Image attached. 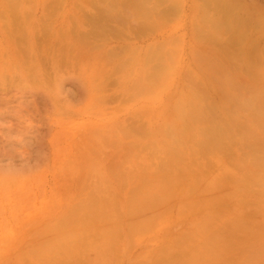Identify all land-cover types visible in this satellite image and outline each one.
<instances>
[{
    "label": "rangeland",
    "instance_id": "rangeland-1",
    "mask_svg": "<svg viewBox=\"0 0 264 264\" xmlns=\"http://www.w3.org/2000/svg\"><path fill=\"white\" fill-rule=\"evenodd\" d=\"M7 1L0 0V11L11 9L13 5ZM148 1V6L159 5L161 9L146 15L147 23L154 21L161 10L169 15L163 14L166 20L157 29L132 31V36L126 35L121 41L113 34L110 42L108 37L102 39L117 51L119 47L127 51L121 57L124 65L114 74L112 91L118 96L107 105L100 103L102 107L97 104L96 84L92 82L90 87L86 76L81 78L74 57L66 59L74 52L68 44L78 35L76 25L82 12L78 8L81 6L83 13L88 11L81 0H16L15 12L8 9L10 16L0 14V264H264V188L259 191L264 186L261 183L264 161L250 156L253 149L264 151V103L260 100L264 97V0ZM102 4L95 10L109 5ZM159 14L156 19L162 18ZM220 15L222 21L213 27L211 20ZM25 18L34 26L26 23ZM138 18L141 20L140 15ZM11 20L26 23V35L29 33L30 37L40 24L43 29L55 30L51 36L44 32V38L40 35L35 39L36 46L37 42L40 44L39 53L31 45L30 50H25L31 52L29 55H39L37 59L32 57L38 67L32 64L31 57L23 55L21 49L24 46L26 49V45L18 38V46L22 45L20 51L24 53L22 60L17 61L19 47L13 48L15 38H10L11 44L5 38L8 32L4 34L8 22L15 26ZM70 27L75 34L69 32ZM209 28L215 34L213 42L205 33ZM62 33L69 34L64 37ZM59 37L65 40L60 41ZM31 39L26 41L27 45ZM2 44L9 48L5 50ZM13 50L17 55L12 54ZM9 54L17 60L13 56L9 60L6 56ZM56 55L60 68L52 61ZM140 55L150 59V64L141 61ZM19 62L26 64L24 69ZM149 67H159L152 69L151 74L159 70L154 81ZM42 71L50 76L51 79L47 77L52 81L50 87L44 80L39 81L44 77ZM32 72L36 79L40 77L37 83ZM140 72L154 82L149 89H145L146 76L141 79ZM59 73L65 95H59L58 99L51 93L55 92ZM138 77L142 80V83L139 80L142 96L130 98L129 91ZM32 82L36 83L35 90ZM236 85L242 88L233 87ZM246 85L253 86L252 93ZM24 87L31 90L24 91ZM225 87L232 98L223 96L221 88ZM51 95L60 106L48 100ZM198 97L203 101L201 107L190 108L189 102L198 103ZM71 100V109L66 111L64 102ZM180 104L184 105L186 115L195 112L179 115ZM137 111L142 112L139 117L142 130H150H144L141 138L123 137L117 126L124 128ZM203 111L210 112L215 120L233 116L239 124L235 127L234 142L222 149H208L206 154L192 148L197 134L190 130L203 134L207 124L200 120L207 117ZM194 115L197 120L190 122ZM182 118L188 121L178 124ZM172 123L180 131L174 133L179 134L174 150L180 152L176 164L179 167L174 169L167 163L172 153L168 156L164 151V148L171 150L173 140L163 130ZM118 134L119 140L122 139L118 142L124 143L116 142ZM105 136H110L109 140L106 138L108 141L115 140L112 145L103 147L101 139L107 141ZM138 140L141 149L135 150L133 145ZM91 142L97 146L98 153L93 151L96 156L86 149L89 145L92 151ZM124 147L130 149L129 155ZM151 148L157 149L155 155ZM82 152L89 154V159L96 158V169L106 153L110 162L106 161L113 164L104 165L103 161V167L96 170L92 166L88 170L89 160L80 157ZM81 158L86 160L83 165H79ZM162 162L168 167L160 168ZM104 168L111 182L97 190L86 178L88 172H104ZM246 181L255 183L248 187ZM209 186L214 187L213 192ZM248 191L251 192L246 194Z\"/></svg>",
    "mask_w": 264,
    "mask_h": 264
},
{
    "label": "bare ground",
    "instance_id": "bare-ground-1",
    "mask_svg": "<svg viewBox=\"0 0 264 264\" xmlns=\"http://www.w3.org/2000/svg\"><path fill=\"white\" fill-rule=\"evenodd\" d=\"M82 1V4L85 6V7H87V9H88V11H86V13H83L84 12V10L81 8V6H80V8H78V10H82V12L80 13V16L78 17V23H77V25H76V27L78 28V35H77V37H74L75 38V40H74V42L73 43H71V44H68V45H71L72 47H73V50H74V52H73V54L71 55V56H66V59H68V58H70V57H74V60H76L77 62H78V65L80 66V69H81V78H83V76L85 75L86 76V78H85V80L86 81H88L89 82V85H90V87L93 85L92 84V82H94L96 85H95V89H96V92H97V104L99 103H101V104H103V105H107L108 104V101L110 102L111 101V99L112 100H114L113 98H117V93H116V91H112V85H113V83H114V81H115V78L114 77H116V76H114V74L116 75V71H117V69L118 68H120L122 65H124V62H122L121 61V57H122V55H124L125 53H127V51H126V49L124 50L123 48H118V50H120V51H117V49L116 48H114V46L113 47H109V43L108 42H110L109 40H110V38L112 37L111 36V34H113V35H116V36H118L120 39V41L122 40V38L123 37H126V35H130V36H132V31H135V32H138V33H143V32H145V30L147 31L148 29L149 30H155V29H157L158 27H159V25L160 24H162L161 22L162 21H165L166 20V17H162L163 16V14H164V12H162V10H161V12H160V14L159 13H156V17H157V14H159V15H161V17L162 18H158V19H156V17L154 18V21H151L150 23H147L146 21H145V16L147 15H149V13L151 12V11H156V12H158L160 9H159V7H157V6H159V5H155V6H148V0H138V1H134V0H104V1H106L107 2V4H109V5H107V4H105V2L103 3L101 0H81ZM101 1V2H100ZM155 1H157V2H159V0H155ZM203 1V0H202ZM205 1V0H204ZM203 1V2H204ZM216 1V0H215ZM215 1H213L212 0V2H214L215 3ZM218 1L219 0H217V2L216 3H218ZM6 2V1H5ZM8 3L10 2V5H13L14 6V3L16 2V0H8L7 1ZM163 3H164V0L162 1ZM8 3H6L5 5H7ZM102 4V6L103 5H107L105 8H102V9H100L99 7L97 8V9H100L99 11H96L95 9H96V7L98 6V4ZM209 3H211V0H210V2ZM81 4V5H82ZM171 5V4H170ZM7 6H9V5H7ZM13 6H10V8L11 9H9L11 12H15V9H13ZM92 6L94 7V8H92ZM166 6V5H165ZM168 6V5H167ZM157 7V8H156ZM163 7V6H162ZM92 8V9H91ZM173 8V7H172ZM176 8V7H175ZM8 9H6V10H1L0 11V14H1V16H3L2 14H7V15H9V12H8ZM13 9V10H12ZM85 9V8H84ZM163 9H165V7L163 8ZM28 10H30V9H28ZM96 11V12H95ZM8 12V13H7ZM49 14H48V16H53V14H52V10L50 11L49 10ZM88 12V13H87ZM17 13V14H16ZM15 13V15H17V17H18V12H16ZM154 13V12H153ZM152 13V14H153ZM12 14V13H11ZM21 14V13H20ZM14 15V13L12 14V16ZM47 15V14H46ZM141 16V20H139V18H138V16ZM165 16H167L168 15V13H165L164 14ZM10 16V15H9ZM152 16H155V13L152 15ZM169 16V15H168ZM221 17V16H220ZM48 19H49V17H47ZM46 18V19H47ZM148 18L150 19V17H147V20H148ZM222 18V17H221ZM26 20H25V22L26 23H28V24H30V22H31V20L29 19V21L27 20L28 18H25ZM45 19V20H46ZM156 19V20H155ZM223 19V18H222ZM5 20V19H4ZM20 20H22V17H21V19ZM8 21V20H7ZM7 21H5V22H7ZM12 21V20H11ZM33 21V20H32ZM36 21V20H35ZM132 21L134 22V24H132ZM222 20H220V19H217V20H211V22L212 23H214L215 25L213 26V27H216V26H218L219 24H220V22H221ZM13 22V21H12ZM24 22V21H23ZM14 23V22H13ZM18 24H16V23H14L15 24V26H12L11 24V22H8V27H6L5 29L7 30H5L4 29V27H3V29L5 30V32H4V34L5 33H7L6 34V40H9V43H13V41L15 40H17V38H18V40H20V42L22 41H24L23 43H21V44H25L26 45V49L23 47V49H21V47H22V45L19 43V45L21 46H18V40L16 41V43H13V45L14 44H16V46L15 47H13L15 50H16V47L18 46L19 48H18V52L17 51H15V50H13V51H15V53H12V52H10V53H12L13 55H15L16 54V52H17V54L19 55V57H18V59L19 60H17V58H15V56H13V55H11V56H13L14 58L13 59H15V60H17V61H21L20 60V57H22L21 56V54L22 53H24L25 52V54H23V55H26L27 54V56H29V58L31 57H33L34 56V54H32V55H29V54H31V52L29 51L28 53L25 51V50H30V47H29V45H31V48L33 49V50H36V52H38V47H39V43L37 42V45H38V47L36 46V40L35 39H37V38H39L40 37V35H42V37L44 36V32H47V33H49V36H51L52 35V33H53V30L51 29L50 31H48V29H46L45 27H44V29L42 28V24H40L41 26V28L40 27H38V28H36L37 26H35L34 28H36V33H34L35 31H33V35H32V37H30V35H29V33L26 35V32L28 31H26V23L24 24V23H22L21 24V21H18L17 22ZM36 23V22H35ZM55 23V22H54ZM23 24H24V26H23ZM34 23H32V25H33ZM48 25H49V23H47ZM209 24H211V23H209ZM31 25V24H30ZM32 25H31V27H32ZM48 25H46V27L48 26ZM52 25V24H51ZM4 26V25H3ZM28 26V25H27ZM34 26V25H33ZM86 26V27H85ZM206 26V25H205ZM49 27V26H48ZM47 27V28H48ZM71 28V27H70ZM205 27H203V29H204ZM2 29V30H3ZM29 29H30V27H29ZM73 28H71V31H69V32H71V34H75V29L74 30H72ZM198 30H199V28H198ZM208 30H210V28L208 29ZM208 30L205 32L206 34H207V36L209 37V39H211L212 41L211 42H213L214 40H216L215 39V34H213L214 32H213V29H212V32H211V30H210V32H208ZM31 33L30 34H32V31H31V29L29 30ZM42 31V32H41ZM55 31V30H54ZM62 31V30H61ZM72 31H74V33H72ZM201 31V30H200ZM203 32L202 33H204V30H202ZM67 33V32H66ZM66 33H62L63 34V36H64V34H66ZM201 32H199V34H202ZM210 33V34H209ZM69 34V33H68ZM68 34H66V35H68ZM60 35V34H59ZM108 35H110V36H108ZM54 36V35H53ZM62 36V37H63ZM76 36V35H75ZM206 36V35H205ZM45 37V36H44ZM43 37V38H44ZM65 37V36H64ZM63 37V38H64ZM105 37H106V39H107V37H108V42L107 41H102V39L104 38L105 39ZM110 37V38H109ZM200 37V36H199ZM12 38H15V39H11ZM30 38H32L31 40V42H29L28 43V45L26 44L27 42H28V40H30ZM50 38V37H49ZM63 38H61V37H59V40L61 41V40H65V39H63ZM217 38V37H216ZM67 39H68V37H67ZM105 39V40H106ZM127 39V38H126ZM206 40H208V38H206ZM11 41V42H10ZM14 41V42H15ZM27 41V42H26ZM59 41V42H60ZM119 41V42H120ZM125 42H126V40H124ZM123 41V42H124ZM209 42H210V40H209ZM3 43V42H2ZM5 43V42H4ZM11 43V44H12ZM1 45V44H0ZM61 45H63L64 46V44H61ZM118 45H120V44H118ZM118 45H116V46H118ZM122 45V44H121ZM2 46H3V44H2ZM52 46V45H51ZM50 46V47H51ZM1 47V46H0ZM4 47V46H3ZM8 46H6V47H4V49L5 48H7ZM10 47H11V45H10ZM36 47H37V49H36ZM50 47H49V49H50ZM9 48V47H8ZM48 48V47H47ZM67 48H69V46L67 47ZM3 49V50H4ZM20 49L21 50H23L24 52H22V51H20ZM123 49V50H122ZM2 50V51H3ZM6 50V49H5ZM4 50V51H5ZM10 50V49H9ZM9 50H8V53H9ZM52 50V49H51ZM50 50V51H51ZM127 50H129V49H127ZM19 51L21 52V53H19ZM46 51H48V49L46 50ZM124 51V52H123ZM33 52H35V51H33ZM32 52V53H33ZM123 52V53H122ZM4 53V52H3ZM2 53V54H3ZM7 53V51H5V54ZM39 53V52H38ZM48 53V52H47ZM121 53V54H120ZM16 54V55H17ZM55 54V53H54ZM244 54H245V52H244ZM0 56H2V55H0ZM8 58L9 57H11L10 56V54H9V56L8 55H6ZM26 56V57H27ZM39 55H36V56H34V58L36 57V59L37 58H39L38 57ZM141 56V55H140ZM151 56V55H150ZM150 56H147V57H150ZM25 57V56H24ZM26 57H25V59H26ZM49 57V56H48ZM119 57V58H118ZM29 58H28V60H29ZM51 58H52V56H51ZM141 58V61H143L144 60V62L147 64V62L149 63V62H151V60L150 59H148V58H146V56H141L140 57ZM152 58V57H151ZM242 59H243V57H241ZM1 59V58H0ZM11 59H12V57H11ZM12 59V60H13ZM36 59H31V60H36ZM58 59V56L56 55V56H54L53 58H52V61H53V64L54 65H56L57 64V67L58 68H60V66H59V61L57 60ZM73 59V58H72ZM2 60V59H1ZM4 60V59H3ZM9 60H10V58H9ZM15 60H14V64H15ZM31 60H29V61H31ZM148 60V61H147ZM16 61V62H17ZM32 61V64L34 63V65H36L37 64V62L36 61H34L33 62ZM38 61H39V59H38ZM2 62V61H1ZM5 62V61H4ZM136 62V61H135ZM156 62V61H155ZM3 63V62H2ZM19 63H23V62H19ZM24 63H26L25 61H24ZM22 64L23 65V69H24V65H26V64ZM41 63V61H39V64ZM5 64V63H4ZM11 64H13L12 62H11ZM11 64H9L8 63V65L10 66ZM21 64H20V66H21ZM31 64V63H30ZM150 64V63H149ZM1 65V64H0ZM16 65V64H15ZM29 65V64H28ZM148 65V64H147ZM13 66V65H12ZM19 66V67H20ZM32 65H30V67H31ZM11 67V66H10ZM13 67H15V66H13ZM29 67V68H30ZM36 67H38V64L36 65ZM4 68V67H3ZM150 69H151V71H150V69L148 70L149 71V74H151V72H152V69L153 68H155V67H153V68H151V67H149ZM157 68V67H156ZM155 68V69H156ZM159 68V67H158ZM157 68V69H158ZM31 70L33 69V67H31L30 68ZM36 69V68H35ZM1 70V69H0ZM25 70H27V67H26V69ZM30 70V71H31ZM32 71H34V70H32ZM12 72V71H11ZM16 72V71H15ZM25 72V71H24ZM43 72V71H42ZM158 72H159V70H158ZM158 72H154V74L152 73L151 74V76H152V79H151V77L149 78V77H147V74H144V72L142 73V72H140L139 73V76H141V79H142V76H146L145 77V79H144V83H145V85H147V86H145V89H149L151 86L149 85V84H152V83H154V82H150L149 81V79H151V81L153 80H155L153 77H155V76H157V74H158ZM18 73V72H17ZM16 73V74H17ZM27 74H29V73H31V72H26ZM25 73V75H27ZM46 73V72H45ZM45 73L43 72L42 73V75L44 76L43 78H42V75H41V80H39L41 83H43V80H44V83L46 84V85H49V87H50V83L52 82L51 80H49V81H51V82H49L48 81V79H51L50 78V76L48 77L47 75L45 76ZM252 73H253V75L255 76V74H254V72L252 71ZM256 73H261V72H259V71H256ZM15 74V73H14ZM13 74V75H14ZM19 74V73H18ZM24 74V73H23ZM12 75V76H13ZM20 75V74H19ZM32 76L34 75V73L32 72V74H31ZM30 75V76H31ZM57 75V74H56ZM61 75H62V73H59V76H58V78H59V81L57 80V86L56 85H54V87H55V92L53 91L51 94H53L54 93V96H57L56 98H58V96L59 95H61V96H63V88H61ZM29 75H27V77H28ZM14 77V76H13ZM15 77H16V75H15ZM36 77L38 78V76L36 75ZM47 77H48V79H47ZM34 78V79H33ZM33 80H36L35 82L37 83V80L40 78H38V79H36L35 78V76H33ZM28 79V78H27ZM30 79H31V77H30ZM27 80V81H31V80ZM140 79V77H138V80L136 81V84L133 86V88L131 89V91H129V93H131L129 96H130V98H136V99H138V98H140L141 96H142V86L139 84V80L141 81V83H142V80ZM3 80V79H2ZM111 80H113L112 81V84H111ZM148 80V81H147ZM12 81V80H11ZM119 81H120V83H121V80L119 79ZM34 82V83H35ZM116 82V81H115ZM14 83V82H13ZM25 83H26V81H25ZM33 83V82H32ZM34 83L32 84V86L34 87L33 88V90H35V86L36 85H34ZM35 83V84H36ZM110 84H111V86H110ZM250 84H251V82H250ZM13 85V84H12ZM42 86V84H39V86ZM11 86V85H10ZM14 86V85H13ZM12 86V87H13ZM24 86V85H23ZM26 86V85H25ZM38 86V85H37ZM239 85H236V86H233V87H238ZM247 86L249 87V85H246L245 86V88L246 89H248V91L249 92H251L252 93V91H250V90H253V89H250V88H253V86L252 85H250V87L249 88H247ZM252 86V87H251ZM19 87V86H18ZM28 87V86H27ZM27 87H24L25 89H24V91H27V90H31V89H29V88H27ZM43 87V86H42ZM49 87H46V88H44V89H46L47 90V88H49ZM111 87V91L109 90V88ZM128 86H126V88H127ZM240 88H242V86L240 85L239 86ZM244 87V86H243ZM13 88H17V87H13ZM21 88H23V87H21ZM228 87H225V88H221V89H224L223 90V96H225L226 98H228V99H230V98H232L231 97V95L226 91V89H227ZM19 89H20V87H19ZM27 89V90H26ZM43 89V90H44ZM37 90V89H36ZM2 91H4V92H6L7 91V89H3ZM52 91V90H51ZM50 90H49V92H51ZM46 92V91H45ZM57 92V93H56ZM68 93V92H67ZM56 94V95H55ZM65 95V94H64ZM49 96V95H48ZM53 95H51V98H49V97H47L48 98V100L50 99H52V97L53 98H55ZM55 98V99H56ZM200 97H198V103H195V102H189V106H190V108H196V107H201V104L203 103V101L201 100V99H199ZM225 98V99H226ZM236 97H234V99H235ZM261 98H263V99H261ZM260 98V100L262 101V103H264V97H261ZM54 99V100H55ZM59 99V98H58ZM58 99H56L55 101H57ZM49 100V101H50ZM200 100V101H199ZM52 101H53V99H52ZM51 101V102H52ZM55 101H53L54 102V105H56V107L57 106H60L61 104H56L55 103ZM122 101H124L125 102V99L124 98H122ZM254 101V100H253ZM50 102V103H51ZM70 102H72V100L71 101H67V102H64L63 104L65 105L64 106V108L66 109V111L67 110H69V109H71V108H69L70 106H72L71 104H70ZM52 104V103H51ZM101 104H100V106H101ZM102 105V106H103ZM187 105V106H188ZM101 106V107H102ZM183 106L184 105H182V104H180V106H179V109H178V114L179 115H183V116H187V115H189L190 113H192V112H195V111H191L189 114H187L186 115V112H185V110L183 109ZM55 107V106H54ZM105 108V107H104ZM104 108H102V109H104ZM106 108H107V106H106ZM56 109V108H55ZM61 109V108H60ZM59 109V110H60ZM101 109V110H102ZM108 109V108H107ZM107 109H105V110H107ZM186 109H187V111L189 112L190 110L186 107ZM104 110V111H105ZM103 111V110H102ZM198 114H201V112L199 113V112H197ZM202 113H204L207 117H203V118H201L200 120H201V122L203 123V125H205L204 123H207L206 124V127L203 129V134H199L198 133V131H191L190 130V132H194V133H196L197 134V136H195L194 138H193V141L195 142L194 144H193V147L192 148H195L196 149V151H199V150H201V152L202 153H204V154H206V153H208L209 151H207L208 149H210V151H212L214 148H224V146H225V144H227V143H229V142H234V140H235V132H236V126L237 125H239V124H236L235 123V121H234V117L233 116H230V117H228L227 115H225L224 117H222L220 120H215V118L214 117H212L211 115V113L210 112H205V111H203ZM204 114H203V116H204ZM142 115V112H140V111H137V113L136 114H134V116H133V119L131 120V121H129V123L128 124H126L125 126H123V125H121V126H123L124 128H120V126H117V128H118V130H119V132L120 133H122V135H123V137H126V136H128V135H132V136H134V138L136 137H139V138H141L140 137V135L142 136V135H144V134H141L145 129H147V128H143L144 130H142V124H140L139 123V117ZM195 120H197V118L195 117V115H194V118H189V121L190 122H193V121H195ZM188 121V118H182V119H180L179 121H178V124H183V122H187ZM238 122V121H237ZM169 127V126H168ZM175 128H177V124H175V123H172L171 125H170V127L169 128H167V127H165L163 130H164V132H165V135L167 136V137H169L170 139H172L173 141H172V143H171V150L170 149H166V148H164L165 150L164 151H166L167 153H168V156H169V153H172V156H169L170 158L168 159V161H167V163L169 162V167L170 168H172V169H174V168H177V167H179L178 165L176 166V164L177 163H179L178 162V160L180 159V157H179V154H180V152H179V150L177 149V150H174L175 149V147H176V145H175V143L177 142V140H178V138H179V134H174V133H178V132H180L178 129H175ZM121 129V130H120ZM148 130H150V129H148ZM148 130H145V131H148ZM144 131V132H145ZM172 131V132H171ZM171 132V133H170ZM146 133H148V132H146ZM181 135V134H180ZM119 134H118V136H116L115 138L117 139L116 140V142H118V141H121V140H119ZM143 137V136H142ZM191 137H193V135H191ZM94 138V137H93ZM106 138H108V140H109V138H110V136H105V139ZM125 139V138H124ZM107 140V139H106ZM107 140V141H108ZM135 140V139H134ZM140 140V139H139ZM136 141L135 143H134V147H133V149H135V147H136V149L135 150H139V149H141V142L140 141ZM101 141H103L104 143H102L103 144V147H106L104 144H107V146H110V145H112L111 144V141H115V140H111V141H105L104 140V138H102L101 139ZM86 142V141H85ZM119 143H121V142H118V144ZM122 143H124V141L122 142ZM121 143V144H122ZM85 144H87V143H85ZM89 144H92V142L91 143H89ZM109 144V145H108ZM147 144H145V146H146ZM87 147V146H86ZM97 146H96V144H92L91 145V152H90V149H88L89 148V145H88V148H86L87 150H89V153H92V154H94L95 152H93L94 151V149L96 148ZM84 148V147H83ZM99 148H100V146H99ZM124 148H126V147H124ZM97 149V148H96ZM96 149H95V151H96ZM127 150H126V153H128V151L130 150H128V148H126ZM152 149V152H154L153 154L155 155V153H156V151H157V149H153V148H151ZM85 150V149H84ZM115 150V149H114ZM117 151H118V149H116ZM115 150V151H116ZM120 150H122V152H123V149H120ZM86 151V150H85ZM125 151V150H124ZM84 152V151H83ZM82 152V153H83ZM86 152H88V151H86ZM97 152V151H96ZM107 152V151H106ZM98 153V152H97ZM112 153V152H111ZM115 153H118V152H115ZM134 153V152H133ZM182 153V152H181ZM89 155V154H88ZM87 155V153L86 154H81L80 155V157H84V156H86V157H84L85 159L86 158H88V159H86L88 162H87V165H89L88 167L86 166V168L89 170L90 169V167H91V169L94 167H96L97 165H96V158H95V160H94V158H93V160L92 159H89V156ZM106 155H108L107 153H106ZM105 155V156H106ZM128 155H129V153H128ZM256 155H258L257 156V158H256ZM262 155H263V157H264V151H263V149H253L252 151H250V156L252 157H255L254 158V160H263L264 161V158H262ZM94 156H96V154H94ZM103 156V157H102ZM101 157L103 158V160L101 161L100 160V156H97L98 157V159L97 160H100L99 161V166L101 167L102 165H101V163H103V161H106V160H108L109 161V155H108V159L104 156V155H102ZM134 156V155H133ZM151 156V155H150ZM167 156V155H166ZM173 156H174V160L176 161V163H173L174 162V160H173ZM259 156H261V159H260V157ZM80 157H78V158H80ZM104 157H105V160H104ZM130 157H131V155H130ZM154 157V156H153ZM90 158H92V155H91V157ZM135 158V157H134ZM82 160H83V158H81ZM83 160V161H78V162H80V164L79 165H83V162L85 161L86 162V160ZM129 160L131 159V158H128ZM127 159V157H126V160H128ZM133 159V158H132ZM253 159V158H252ZM76 160H78V159H76ZM80 160V159H79ZM108 161H106L105 163H103L104 165H106L107 163H109ZM166 162V161H165ZM165 162H162V164H163V166H164V164H166ZM97 163H98V161H97ZM125 163H126V161H125ZM189 164H191V163H193V162H188ZM110 165L111 164H113V163H109ZM94 165H96V166H94ZM109 165V166H110ZM93 166V167H92ZM99 166H98V168H99ZM115 166H117V165H114V167ZM160 167V168H167L168 166H164V167ZM103 167V166H102ZM263 168H264V166H262ZM82 168H85V167H83L82 166ZM97 168V169H98ZM129 168V167H128ZM90 169V170H91ZM96 169V168H95ZM96 169V170H97ZM115 169H116V167H115ZM83 170H85V169H82V172H83ZM100 170H101V168H100ZM106 169L104 168V172L103 171H100L99 172V170H98V172H93V171H91V173H89L88 172V175H87V173L86 172H84V174L86 173V175H87V178L86 179H89V180H91L92 182H93V184H94V188L96 187V189L97 190H99V187L101 186H103V185H107V184H109L111 181H109L108 182V180H110V176H106L105 175V173L107 174V172L105 171ZM131 172H132V169H131ZM253 172V171H252ZM255 172V171H254ZM111 173V172H110ZM256 173H258V172H255L254 174L256 175ZM262 173V172H261ZM83 174V173H82ZM90 174H92V175H90ZM110 175V174H109ZM253 175V173L251 174V176ZM83 176V175H82ZM112 176H114V175H112ZM111 176V177H112ZM189 176V175H188ZM249 176H250V174H248V179H249ZM257 176V175H256ZM259 176V175H258ZM264 176V175H263ZM113 178H115V177H113ZM203 178H204V175H203ZM202 178V179H203ZM223 178V177H222ZM224 178H226V176L224 177ZM237 178V177H236ZM259 178V177H258ZM261 178H264V177H261ZM85 179V180H86ZM205 179H207L208 180V178H205ZM88 180V181H89ZM241 180V179H240ZM252 180V179H251ZM262 180V179H261ZM260 180V181H261ZM235 181V180H234ZM236 181H239V179H237ZM256 181V180H255ZM255 181H252V182H254L255 183ZM264 181V180H263ZM263 181H261V183L264 185V182ZM208 182H210V181H208ZM252 182H250V184L252 183ZM259 182V181H258ZM258 182H257V184H258ZM180 183H182V182H180ZM239 183V182H238ZM245 183H248L247 181L245 182ZM260 183V184H261ZM249 184V183H248ZM247 184V185H248ZM248 185V187H250L251 185ZM147 185V184H146ZM192 185H193V183H192ZM195 185V184H194ZM209 185H211V183L209 184ZM259 185V184H258ZM262 185V186H263ZM182 186V185H181ZM253 186H256V184H254V185H252V187H251V189L253 188ZM208 187V186H207ZM259 187H261L260 185H259ZM104 188V187H103ZM193 189H194V191H195V188L194 187H192ZM209 188H210V191H211V188L213 189L214 187H212V186H209ZM209 188H208V190H209ZM263 188H264V186L260 189L259 188V191H262L263 190ZM105 189H109V187H106ZM237 191H240V190H238V189H236ZM264 191V190H263ZM211 192H213V191H211ZM249 192H251V191H248V192H245L246 194H249ZM259 193H262V192H259ZM263 196H264V192H263V194H262ZM249 196V195H248ZM247 196V199L250 201V200H252V199H249L250 197H248ZM248 200H246L245 199V202H249ZM62 250H64V249H62ZM81 250V249H80ZM65 252V251H64ZM262 252H264V251H262ZM175 254V256H176V254L177 253H174Z\"/></svg>",
    "mask_w": 264,
    "mask_h": 264
},
{
    "label": "crops",
    "instance_id": "crops-1",
    "mask_svg": "<svg viewBox=\"0 0 264 264\" xmlns=\"http://www.w3.org/2000/svg\"><path fill=\"white\" fill-rule=\"evenodd\" d=\"M220 16H221V15H220ZM220 16H219V18H218V19H222Z\"/></svg>",
    "mask_w": 264,
    "mask_h": 264
}]
</instances>
